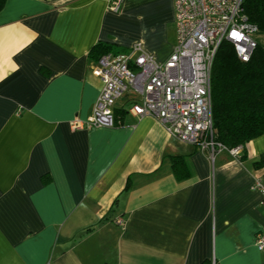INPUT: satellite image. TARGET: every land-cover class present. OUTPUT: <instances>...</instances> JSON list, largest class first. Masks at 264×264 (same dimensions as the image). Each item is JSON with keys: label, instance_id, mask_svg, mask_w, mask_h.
I'll use <instances>...</instances> for the list:
<instances>
[{"label": "crops", "instance_id": "obj_1", "mask_svg": "<svg viewBox=\"0 0 264 264\" xmlns=\"http://www.w3.org/2000/svg\"><path fill=\"white\" fill-rule=\"evenodd\" d=\"M6 0L0 11V264H264V135L213 160L156 120L73 130L101 81L92 49L140 44L164 62L177 43L174 0ZM148 6L154 12L143 14ZM174 25L173 40L167 26ZM191 175L177 180L171 159Z\"/></svg>", "mask_w": 264, "mask_h": 264}, {"label": "built area", "instance_id": "obj_2", "mask_svg": "<svg viewBox=\"0 0 264 264\" xmlns=\"http://www.w3.org/2000/svg\"><path fill=\"white\" fill-rule=\"evenodd\" d=\"M122 1L109 0V9L117 11ZM174 10L177 43L170 56L158 62L136 44L119 59L111 53L99 57L94 73L101 88L92 114L70 126L73 130L116 127L115 104L133 92L138 100L127 109L133 116L158 121L172 137L198 147L212 160L221 151L238 155L242 147L227 149L213 138L211 70L224 42L240 61H249L258 27L248 20L245 0H174ZM251 187L264 205V177L254 178ZM254 245L264 252V228L256 233Z\"/></svg>", "mask_w": 264, "mask_h": 264}, {"label": "trees", "instance_id": "obj_3", "mask_svg": "<svg viewBox=\"0 0 264 264\" xmlns=\"http://www.w3.org/2000/svg\"><path fill=\"white\" fill-rule=\"evenodd\" d=\"M5 3L0 0V11ZM245 13L258 27L254 54L242 62L224 42L211 70L213 138L227 149H244L251 140L264 135V0H245ZM124 52L115 45L98 43L92 56L97 61L104 54ZM170 165L177 180L191 175L181 157L172 158Z\"/></svg>", "mask_w": 264, "mask_h": 264}, {"label": "rangeland", "instance_id": "obj_4", "mask_svg": "<svg viewBox=\"0 0 264 264\" xmlns=\"http://www.w3.org/2000/svg\"><path fill=\"white\" fill-rule=\"evenodd\" d=\"M148 0H126V2H128L129 4H135L137 3V6L141 7V6H145ZM154 11L150 8H148V6H146L145 8L142 9V13L143 14H150L153 13ZM174 25L169 24L167 26V39L169 42H171L173 40V34H174Z\"/></svg>", "mask_w": 264, "mask_h": 264}]
</instances>
